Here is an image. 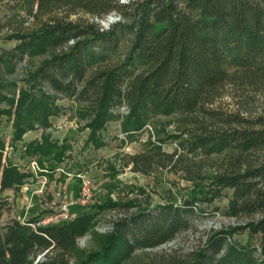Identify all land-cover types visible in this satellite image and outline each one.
<instances>
[{
  "label": "trees",
  "instance_id": "1",
  "mask_svg": "<svg viewBox=\"0 0 264 264\" xmlns=\"http://www.w3.org/2000/svg\"><path fill=\"white\" fill-rule=\"evenodd\" d=\"M114 11L128 21L102 29L95 19ZM79 13L93 20L70 19ZM36 15L45 18L43 27L14 33L9 38L21 43L0 51V118L7 116L13 129L10 142L0 136V196L17 193L32 176L8 156V148L27 131L50 126L62 108L59 98L76 100L81 110L93 107L96 115L85 126L87 143L97 149L107 145L101 132L113 120L123 118L121 128L130 134L155 113H175L177 138L185 137L181 149L168 152L164 141L150 140L144 152L128 155L127 164L145 174L182 171L210 202L230 188L226 215L252 218L213 230L199 250L175 264H264V112L247 116L220 102L230 84L255 92L264 87V0H38ZM123 40L129 43L125 51ZM26 57L25 85L13 78L15 89L4 93L2 72H15ZM121 106L127 108L124 116L116 113ZM198 150L221 155L211 176L204 158L189 157ZM63 152L53 157L61 161ZM3 206L0 197V213ZM118 206L133 204L108 200L94 205V212L50 224L12 218L0 224V264H122L137 249L175 239L197 215L193 200L154 209L138 205L111 231L96 230L98 212ZM240 230L260 235L259 257L232 240ZM89 233L97 247L72 261L78 239Z\"/></svg>",
  "mask_w": 264,
  "mask_h": 264
},
{
  "label": "rangeland",
  "instance_id": "2",
  "mask_svg": "<svg viewBox=\"0 0 264 264\" xmlns=\"http://www.w3.org/2000/svg\"><path fill=\"white\" fill-rule=\"evenodd\" d=\"M38 0H0V51L15 48L21 42L9 38L14 33L27 34L37 31L45 22L44 17L36 15ZM128 2V0H122ZM117 18L116 22L128 21L117 11L110 13ZM89 19L88 15L79 13L71 15L70 19ZM107 16L96 18L102 29L100 20ZM74 41L71 39L67 44ZM129 46L126 40L121 42V50ZM61 48L56 49L59 52ZM48 55V54H47ZM47 55L37 56L35 63L44 60ZM27 57L17 64L15 72L3 71L4 93L13 91L12 79L16 78L18 86L25 85ZM221 98L224 108L239 111L247 116H256L264 112V87L255 92L239 85H228ZM18 94V92H17ZM62 108L56 116L51 117V125L45 128L27 131L16 147H9L8 156L30 171L26 183L15 193L5 191L0 197L4 206L0 213V224H6L10 219L20 217L22 220L40 219L50 221L52 216L69 213L74 218L79 213L94 212V205L112 200L133 206H118L98 212L95 229L100 232L111 231L114 223L127 214L137 211L138 205L156 208L166 203L184 205L193 200L197 215L192 218L189 229L175 239L155 248L137 249L134 254L122 264H175L187 260L199 250L213 230L245 225L251 217H233L226 215L229 199L233 190L226 188L220 197L213 201L205 200L200 187L182 172H172L165 168H156L145 174L134 171L132 164H127L128 155L144 152L148 143L164 141L163 148L168 152L181 149L180 142L185 137H178V124L175 113H155L146 119L138 132L126 134L121 128L122 119L108 123L102 130V136L107 145L95 148L87 143L90 129L85 126L94 113L81 110L76 100L62 97L57 100ZM5 102L0 103L4 108ZM83 107V106H82ZM116 113L126 115L127 108L121 106ZM12 121L7 116L0 118V136L8 142L12 139ZM49 144L52 145L51 148ZM64 151L59 157L53 156ZM220 154L206 157L201 151L189 155L194 159L204 158L208 163L205 171L211 176L217 167ZM85 180H90L92 198L82 203V187ZM204 182L207 179L204 178ZM258 219V216H254ZM50 224V223H49ZM232 240L253 250L255 257L261 252L260 235H251L248 230H240L233 235ZM99 241L91 233L78 239V250L72 261L84 251L96 248Z\"/></svg>",
  "mask_w": 264,
  "mask_h": 264
},
{
  "label": "built area",
  "instance_id": "3",
  "mask_svg": "<svg viewBox=\"0 0 264 264\" xmlns=\"http://www.w3.org/2000/svg\"><path fill=\"white\" fill-rule=\"evenodd\" d=\"M90 180H85L83 187H82V203H86L92 198V193L90 192ZM71 219V216L69 213L63 212L60 213L59 215L52 216L49 223H58L64 220H69ZM39 224H47V221H40Z\"/></svg>",
  "mask_w": 264,
  "mask_h": 264
},
{
  "label": "water",
  "instance_id": "4",
  "mask_svg": "<svg viewBox=\"0 0 264 264\" xmlns=\"http://www.w3.org/2000/svg\"><path fill=\"white\" fill-rule=\"evenodd\" d=\"M106 20H109L110 23H112V22L114 23L117 21V18L115 16H113V14H111V15H107ZM106 20H100L101 24L103 25V27L109 28V25L106 24Z\"/></svg>",
  "mask_w": 264,
  "mask_h": 264
},
{
  "label": "bare ground",
  "instance_id": "5",
  "mask_svg": "<svg viewBox=\"0 0 264 264\" xmlns=\"http://www.w3.org/2000/svg\"><path fill=\"white\" fill-rule=\"evenodd\" d=\"M112 23H113V22H112ZM112 23H110V21H109V20H106V24H107V25H109V26H110Z\"/></svg>",
  "mask_w": 264,
  "mask_h": 264
},
{
  "label": "crops",
  "instance_id": "6",
  "mask_svg": "<svg viewBox=\"0 0 264 264\" xmlns=\"http://www.w3.org/2000/svg\"><path fill=\"white\" fill-rule=\"evenodd\" d=\"M79 214H82V213H79Z\"/></svg>",
  "mask_w": 264,
  "mask_h": 264
}]
</instances>
